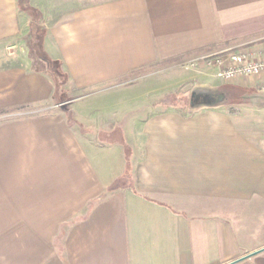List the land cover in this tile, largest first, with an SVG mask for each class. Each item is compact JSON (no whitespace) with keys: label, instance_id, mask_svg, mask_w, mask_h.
<instances>
[{"label":"crops","instance_id":"1","mask_svg":"<svg viewBox=\"0 0 264 264\" xmlns=\"http://www.w3.org/2000/svg\"><path fill=\"white\" fill-rule=\"evenodd\" d=\"M27 1L0 0V264H264V72L186 65L264 56V0ZM33 24L64 104L32 69ZM187 81L189 108L168 104Z\"/></svg>","mask_w":264,"mask_h":264},{"label":"trees","instance_id":"2","mask_svg":"<svg viewBox=\"0 0 264 264\" xmlns=\"http://www.w3.org/2000/svg\"><path fill=\"white\" fill-rule=\"evenodd\" d=\"M19 7L30 14L35 11L27 0H19ZM28 43V51L32 60V69L36 72L47 75L55 89V100L57 104H64L70 98L66 95L68 85V75L62 68L59 60L51 59L43 49L45 31L33 24Z\"/></svg>","mask_w":264,"mask_h":264},{"label":"rangeland","instance_id":"3","mask_svg":"<svg viewBox=\"0 0 264 264\" xmlns=\"http://www.w3.org/2000/svg\"><path fill=\"white\" fill-rule=\"evenodd\" d=\"M231 51H239V50H241V48L240 47H238V48H234V46L233 47H231V49H230ZM216 53V52H215ZM209 54H212V53H208V54H200V55H198V57H196V59H194L193 61H191V62H189V63H186V65H194V66H196V65H199V66H203V67H205V68H207L209 65H208V63H207V61H208V59H203L202 57H204V56H207V55H209ZM169 63H171V61H166V62H164V63H162V64H159V65H154L153 67H150V68H147L146 70H147V72L148 71H150V70H154V69H156V68H158V67H161V66H164V65H167V64H169ZM142 72H144V71H140L139 73H142ZM138 73V74H139ZM135 74H137V73H135ZM172 78H173V76L171 75V74H168V73H166V74H163V75H160V76H158V77H154V78H151L150 79V81L148 82V87L149 88H152V93H151V95H154L156 92H159L160 90H164V89H166V88H170L171 87V82H172ZM235 79V78H234ZM192 84H193V82L192 81H187V82H185L183 85H181V87H179L178 88V93H180V95L181 94H183V93H185L186 94V99L185 100H179V99H177V100H172V96L170 97H166V99H165V101H167V103L168 104H173V105H176V107L177 108H180V109H187V108H189V106H190V96L188 97L187 95H189L192 91H191V87H192ZM76 93H72V96H74ZM141 94V91H138V92H134V93H131V95H129V94H127V95H125V94H122L121 96H120V98H124L125 97V99H127V101L129 100V99H137V101H135V103H137L138 104V100H139V97L141 96L140 95ZM169 94H173V93H169ZM66 95L68 96V97H70V95H69V93H66ZM142 97V96H141ZM147 96L145 97V99L142 97L141 99H144L142 102H140L139 104L140 105H145V104H147L148 103V101H147ZM163 98V97H162ZM121 99V100H122ZM145 101V102H144ZM134 103V102H133ZM163 104H164V102H162ZM106 116H105V119L107 120H110V118H111V116H112V114L111 113H104ZM98 119V118H97ZM96 119V120H97ZM99 120V119H98ZM111 120H112V118H111ZM110 120V121H111ZM133 119H132V117L130 116V114H119V116H115L114 115V117H113V121L114 122H117L116 124H120V126H122L123 124H124V126H126V128L127 127H129V124H130V121H132ZM104 123H105V126H107V121H104ZM125 129V128H124Z\"/></svg>","mask_w":264,"mask_h":264},{"label":"built area","instance_id":"4","mask_svg":"<svg viewBox=\"0 0 264 264\" xmlns=\"http://www.w3.org/2000/svg\"><path fill=\"white\" fill-rule=\"evenodd\" d=\"M202 58L208 59L207 63L215 69V75L225 81L240 76H255L264 72V56L258 52L227 49Z\"/></svg>","mask_w":264,"mask_h":264}]
</instances>
